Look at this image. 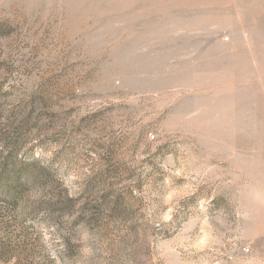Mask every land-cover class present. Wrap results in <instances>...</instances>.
Wrapping results in <instances>:
<instances>
[{
  "label": "rangeland",
  "instance_id": "1",
  "mask_svg": "<svg viewBox=\"0 0 264 264\" xmlns=\"http://www.w3.org/2000/svg\"><path fill=\"white\" fill-rule=\"evenodd\" d=\"M0 164V264H264V0H0Z\"/></svg>",
  "mask_w": 264,
  "mask_h": 264
},
{
  "label": "trees",
  "instance_id": "2",
  "mask_svg": "<svg viewBox=\"0 0 264 264\" xmlns=\"http://www.w3.org/2000/svg\"><path fill=\"white\" fill-rule=\"evenodd\" d=\"M9 164H0V177L2 178L3 177V174L5 173V172H8V170H9ZM7 178H3V179H0V190L2 189V193L3 194H10V193H13V188H12V186L10 187L8 184H6V186L3 184V183H5L6 181H8V180H6ZM3 181V182H2ZM20 187V186H19ZM17 190V189H16ZM70 202H73L72 200H70ZM52 263H54L53 262V260H52Z\"/></svg>",
  "mask_w": 264,
  "mask_h": 264
}]
</instances>
